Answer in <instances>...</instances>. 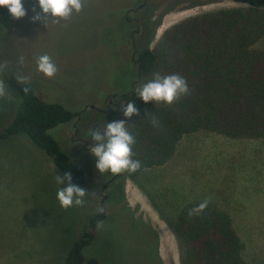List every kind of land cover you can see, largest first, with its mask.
Instances as JSON below:
<instances>
[{"label": "rangeland", "instance_id": "obj_1", "mask_svg": "<svg viewBox=\"0 0 264 264\" xmlns=\"http://www.w3.org/2000/svg\"><path fill=\"white\" fill-rule=\"evenodd\" d=\"M23 3L27 14L19 20L0 7V64L7 65L0 71L7 94L0 96V129L14 117L20 104L18 87L24 83L42 101L62 104L76 113L120 110L122 98L107 107L103 100L127 93L134 81L130 42L126 38L121 45L114 43L119 34L114 32L115 24L125 11L134 10L127 18L137 21L133 43L138 51L153 48L163 32L183 20L240 6L211 0H84L79 14L73 12L66 20L49 15L45 20L38 0ZM38 14L41 19L33 22ZM126 24L131 27L129 35L135 27L133 22ZM254 48L264 50V37ZM44 54L58 69L53 78L37 71V59ZM72 123L47 133L83 169L82 207H61L57 192L68 182L59 183L57 176L63 178L62 173L24 136L0 141V264H63L66 252L86 227V218L100 208L104 226L100 230L96 226L83 248L84 259L94 258L101 264H179V243L171 227L158 220L172 222L183 202L197 199H207L229 215L245 264H264L263 139L227 140L203 131L188 133L177 141L167 162L130 179L124 172L121 176L98 172L90 146L83 136H76ZM25 240L24 250L16 257Z\"/></svg>", "mask_w": 264, "mask_h": 264}, {"label": "trees", "instance_id": "obj_2", "mask_svg": "<svg viewBox=\"0 0 264 264\" xmlns=\"http://www.w3.org/2000/svg\"><path fill=\"white\" fill-rule=\"evenodd\" d=\"M211 1L240 6L183 20L163 32L153 48L137 51L134 46L133 54L130 34L126 35L131 27L123 18L117 19L114 32L119 34L114 43L121 45L127 38L132 54L130 63L135 68L133 86L120 98L124 105L134 103L139 115L126 119L122 108L76 113L62 104L42 101L32 86L24 83L18 87L20 104L14 117L0 129V141L24 136L49 157L63 177L70 172L71 182L82 188L83 169L47 133L70 121L76 136L79 139L83 136V142L91 146L95 143L91 130H104L107 123L125 120L128 131L135 137L132 158L141 162L135 173L124 172L130 179L167 162L177 141L188 133L203 131L227 140H264V50L254 48L264 37V0ZM124 25L128 29L120 34ZM134 30L133 36L137 28ZM156 73L181 76L188 83L189 94L171 105L144 104L136 88L151 81ZM115 191L122 193L117 186ZM203 201L184 203L170 226L180 246L179 264H245L240 240L229 218L216 205L209 202L202 213L189 216V211ZM103 218L100 212L86 218L87 225L66 252L63 264H101L94 258L84 259L82 251Z\"/></svg>", "mask_w": 264, "mask_h": 264}, {"label": "clouds", "instance_id": "obj_3", "mask_svg": "<svg viewBox=\"0 0 264 264\" xmlns=\"http://www.w3.org/2000/svg\"><path fill=\"white\" fill-rule=\"evenodd\" d=\"M38 5L42 10L45 20L50 15L53 20L68 19L73 12L79 14L84 7V0H38ZM0 7H6L14 19L24 18L27 14L23 0H0ZM41 16L38 14L33 17V22L39 21ZM23 63V57L20 58ZM7 67L0 64V71ZM57 67L47 54L41 55L37 59V71L47 78H53L57 73ZM26 79V78H25ZM5 83L0 81V96L7 95L5 92ZM28 89H24V92ZM138 98L144 104L150 102H164L171 105L182 95L189 94L187 81L179 75L161 76L159 73L154 78L136 88ZM123 115L126 119H130L134 115H139L138 108L132 102L126 105L121 104ZM153 124H157V120L153 117ZM125 120L112 121L107 123L104 130L95 129L90 131L94 144L90 146V153L96 158V169L100 173L110 171L113 174L122 172L135 173L141 168V162L134 160L132 147L135 144V137L128 131ZM60 184L68 182L67 187L57 192V199L64 209L73 206L84 205V197L86 192L83 188L74 185L70 172L65 173L64 177L57 176ZM209 200H204L196 208L189 211V216L202 213L208 207ZM100 213L104 212L103 208L98 209ZM104 226L103 221L97 222V230Z\"/></svg>", "mask_w": 264, "mask_h": 264}, {"label": "flooded vegetation", "instance_id": "obj_4", "mask_svg": "<svg viewBox=\"0 0 264 264\" xmlns=\"http://www.w3.org/2000/svg\"><path fill=\"white\" fill-rule=\"evenodd\" d=\"M142 8V7H141ZM140 9V8H139ZM130 12H132V11H128V13H130ZM128 13H126V11H125V14L123 15V19L125 20V22L126 23H130V22H133V25H134V27H135V29H136V27H137V21H136V19H128L127 18V15H128ZM133 13V12H132ZM134 32H135V30H132L131 32H130V38H131V35H133L134 34ZM131 60V59H130ZM133 83H134V81H132V84H131V88H132V86H133ZM128 92V91H127ZM126 94V93H125ZM125 94H122V95H125ZM122 95H114V94H112L111 96H109V97H106L104 100H103V104H104V106L105 107H107L108 106V104H110L112 101L113 102H116L117 101V99L120 97V96H122ZM114 179H112V177L107 181L109 184L113 181ZM105 184H107V183H105Z\"/></svg>", "mask_w": 264, "mask_h": 264}, {"label": "crops", "instance_id": "obj_5", "mask_svg": "<svg viewBox=\"0 0 264 264\" xmlns=\"http://www.w3.org/2000/svg\"><path fill=\"white\" fill-rule=\"evenodd\" d=\"M22 141V143H24V144H28V146H29V143H27L26 141H24L23 139L21 140ZM3 142V141H2ZM134 186H135V184H134ZM136 187V186H135ZM139 190V189H138ZM196 199V198H195ZM182 203V202H181ZM186 203V202H185ZM210 203H212V202H210ZM184 204V202L177 208V211H178V209L182 206ZM177 211H176V213H177ZM176 215V214H175ZM228 217H229V215H228ZM227 217V218H228ZM171 218H173V217H171ZM175 221V216H174V220L172 221V222H174ZM172 222H166L165 221V219L164 220H162V219H160V220H158V224H163L166 228H169L170 226H171V224H173ZM157 227V229H159L161 226L160 225H158V226H156ZM232 227H233V225H232ZM159 231V230H158ZM170 232V231H169ZM171 233H172V231H171ZM158 239H159V242H160V240H161V234H160V232H158ZM25 242H26V240L24 241V243H22V245L20 246V251H18V252H16V253H14L15 254V256L16 257H18L19 256V254L20 253H22V251L24 250V248H25ZM241 243V242H240Z\"/></svg>", "mask_w": 264, "mask_h": 264}, {"label": "water", "instance_id": "obj_6", "mask_svg": "<svg viewBox=\"0 0 264 264\" xmlns=\"http://www.w3.org/2000/svg\"><path fill=\"white\" fill-rule=\"evenodd\" d=\"M143 5H144V1H143V3H142L141 5H139L138 9L141 8ZM128 11H134V10H130V9H129V10L126 11V13H128ZM136 28H137V27H136ZM131 45H132L131 48H132V54H133V53H134V48H133V47H134V43H133V35H131ZM132 54H131V56H130V59H131V57H132ZM91 108H92V107H91ZM118 175L121 176V175H123V173H119ZM116 176H117V175H115L114 177H112V179L116 178ZM106 186H107V184H104L103 187H102V189H105Z\"/></svg>", "mask_w": 264, "mask_h": 264}]
</instances>
